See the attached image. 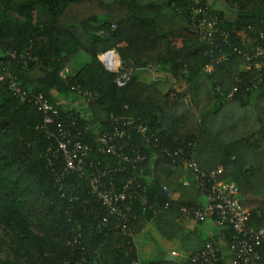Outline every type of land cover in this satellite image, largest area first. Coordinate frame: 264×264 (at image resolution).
<instances>
[{
  "label": "trees",
  "instance_id": "obj_1",
  "mask_svg": "<svg viewBox=\"0 0 264 264\" xmlns=\"http://www.w3.org/2000/svg\"><path fill=\"white\" fill-rule=\"evenodd\" d=\"M196 10L205 13L197 21H218L217 34L194 30ZM263 30L264 0H0V264H180L175 257L209 247L226 264L198 228L204 220L182 211L202 206L201 191L181 182L184 167L162 150L193 156L208 172L223 168L218 180L236 184L251 225L264 228V77L254 87L261 75L244 58ZM110 49L132 74L126 88L103 67ZM80 55L89 61L69 75ZM144 70L170 88L142 80ZM9 78L49 100L52 125L13 94ZM204 86L214 106L201 116ZM62 95L83 102L88 117L64 109ZM111 116L148 127L146 138L131 130L126 150L147 160L134 165L107 152L99 138L112 132ZM60 127L87 146L86 176L67 171ZM104 172L107 188L142 186L146 203L126 200L119 206L127 218L109 215L90 182ZM222 232L229 241L232 230ZM158 250L174 260H158Z\"/></svg>",
  "mask_w": 264,
  "mask_h": 264
},
{
  "label": "built area",
  "instance_id": "obj_2",
  "mask_svg": "<svg viewBox=\"0 0 264 264\" xmlns=\"http://www.w3.org/2000/svg\"><path fill=\"white\" fill-rule=\"evenodd\" d=\"M197 2V0H195ZM203 10H196L193 14V28L199 34L212 37L219 32L217 20H199L196 18L204 16ZM222 36H224L222 34ZM225 38L227 36H224ZM15 56V55H13ZM246 68L248 70L256 69L260 73V77L256 81L254 87L258 86L261 78L264 77V30L257 39V45L250 48L249 52L244 53ZM101 62L105 71L115 76V85L122 89L126 88L132 81V74L125 70L120 55L116 49H110L101 54ZM66 78V75H63ZM5 76L0 77L3 81ZM11 79L10 89L13 94L22 101H28L36 105L38 110L45 115V127L54 123L56 109L51 105L49 100L42 94L36 96H28V94L18 87L14 78ZM78 94L88 96L79 86L73 87ZM111 125L114 127L112 132H105L99 138L100 143L109 154L115 155L125 162L139 165L148 159V155H143L139 150L132 155L126 150L131 146L132 134L134 129L146 138L148 127L136 125V121L132 119H123L111 116ZM54 136V135H51ZM59 139V147L62 153V160L68 172L84 177L87 174L88 148L81 142L77 141L71 133L63 128L57 131ZM147 142L148 138L146 139ZM162 152L172 158L174 163L182 165L187 173V178L181 182L184 185H192L194 183L201 191L202 196L206 200L204 206L198 209H183L182 211L196 220H212L214 224L225 230L229 228L232 233L227 241L225 232L221 233L222 241L226 242L230 252V262L228 264H264V228H256L251 225V215L242 206L239 200V191L234 182L219 181L218 178L223 174V168H217L212 172H208L200 168L193 156H185L182 151L170 152L167 149ZM106 173H99L90 179L92 192L95 194L103 205L108 209L109 215H119L127 218L122 214L120 204L126 200L140 199L143 203L146 200L142 197V186H134L130 190V186L134 185V181L128 182L125 188L120 189L111 185L107 188L102 178ZM64 177H61L63 180ZM168 192L167 188H164ZM129 210V209H128ZM108 220L105 219L106 223ZM223 260L219 256L216 249L209 247L207 250L199 254H190L184 264H222ZM139 264V263H134Z\"/></svg>",
  "mask_w": 264,
  "mask_h": 264
},
{
  "label": "crops",
  "instance_id": "obj_3",
  "mask_svg": "<svg viewBox=\"0 0 264 264\" xmlns=\"http://www.w3.org/2000/svg\"><path fill=\"white\" fill-rule=\"evenodd\" d=\"M89 61V59L87 58V56L85 55H80L73 63H77L78 62V66H76V69H74L75 65L72 63L71 67H69L68 69V73L69 75H74L84 64H86ZM147 71H139L137 74L138 76L141 77L142 80L147 81L148 82V76H147ZM153 80H154V76L152 75ZM155 81V80H154ZM161 82V81H158ZM166 82V81H165ZM167 84L162 85L161 83H158V86L161 88V90L166 91L167 89H169V83L166 82ZM59 100V104H61L64 109H78L79 111H82L84 114H86V118L88 117V111H87V107L84 105L83 102H81L80 100H74L73 97H68L66 98H62V96L58 97ZM184 178H187V175H185ZM183 178V179H184ZM182 179V180H183ZM206 204V200L204 197H201V205L204 206ZM198 228H200L202 234L207 238V240L209 241V243H217V245L220 247L222 254H223V259L226 260L227 259V263L228 264L230 262V252L227 248V245L224 241H222L221 239V233H222V229L218 228L214 222L212 220H204L201 224L198 225ZM136 243H139L143 240V236H136L135 237ZM190 255V254H189ZM177 256V255H176ZM175 261L176 262H181L182 264L185 263V260L181 261L180 258L175 257Z\"/></svg>",
  "mask_w": 264,
  "mask_h": 264
},
{
  "label": "rangeland",
  "instance_id": "obj_4",
  "mask_svg": "<svg viewBox=\"0 0 264 264\" xmlns=\"http://www.w3.org/2000/svg\"><path fill=\"white\" fill-rule=\"evenodd\" d=\"M177 46H180V42H177L176 43ZM75 65L74 69H76V66H78V62L77 63H73ZM71 67V66H70ZM69 68H67L68 70ZM147 76H148V83H158L164 85V84H167L165 81H161V82H158V81H154L153 80V77H152V74L151 73H147ZM169 83V82H168ZM169 88H170V83H169ZM168 90V89H167ZM68 98V97H71V96H68L66 97L65 95H62V98ZM197 103H198V111H199V114L202 116L206 111L210 110L211 108H213L214 106V100L212 99L211 97V94L209 93V90L206 86H204L201 90V92L198 94L197 96ZM6 231L4 230H1L0 231V234L2 235V237H5V234ZM8 241H9V238H8ZM156 247V250L159 249L157 245H155ZM155 250V249H154ZM156 250H155V253H156ZM153 252V251H152ZM159 253H157V256H155V258H157L158 260H162V259H165L167 258V256L164 257V251H159ZM161 252V253H160ZM4 256V255H3ZM182 264V263H180Z\"/></svg>",
  "mask_w": 264,
  "mask_h": 264
},
{
  "label": "water",
  "instance_id": "obj_5",
  "mask_svg": "<svg viewBox=\"0 0 264 264\" xmlns=\"http://www.w3.org/2000/svg\"><path fill=\"white\" fill-rule=\"evenodd\" d=\"M167 260L173 261L174 260V257L168 256L167 257Z\"/></svg>",
  "mask_w": 264,
  "mask_h": 264
}]
</instances>
